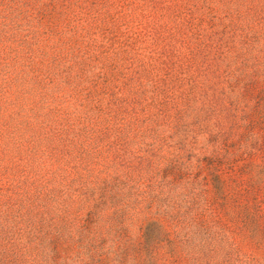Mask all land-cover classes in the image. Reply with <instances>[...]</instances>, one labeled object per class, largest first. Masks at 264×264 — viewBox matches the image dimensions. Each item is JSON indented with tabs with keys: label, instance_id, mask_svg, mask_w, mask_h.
I'll return each mask as SVG.
<instances>
[{
	"label": "rangeland",
	"instance_id": "1",
	"mask_svg": "<svg viewBox=\"0 0 264 264\" xmlns=\"http://www.w3.org/2000/svg\"><path fill=\"white\" fill-rule=\"evenodd\" d=\"M0 264H264V0H0Z\"/></svg>",
	"mask_w": 264,
	"mask_h": 264
}]
</instances>
